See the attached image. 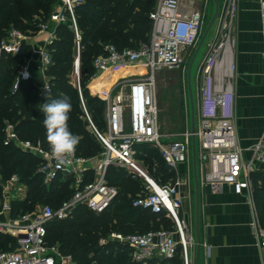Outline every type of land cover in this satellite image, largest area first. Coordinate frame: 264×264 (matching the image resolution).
<instances>
[{"label":"built area","instance_id":"1","mask_svg":"<svg viewBox=\"0 0 264 264\" xmlns=\"http://www.w3.org/2000/svg\"><path fill=\"white\" fill-rule=\"evenodd\" d=\"M82 1L58 0L52 22L39 20L38 28L29 32L13 27L5 39L0 40V61L4 52L14 54L22 44L30 48V56L15 72L12 90H16L21 81L34 76L31 59L35 55L38 59L36 74L42 78L37 85L38 94L48 96L51 92L46 74L51 63L49 45L55 38L56 25L69 22L76 38L72 81L78 89L87 126L101 146V151L92 156L85 157L75 152L70 165L57 168L55 160L49 155L50 150L45 149L39 141L34 143L21 139L14 123L4 120L3 143H14L37 156V172L44 184L71 175L74 190L56 208L48 203H37L34 209L12 217L10 201L18 194H14V189L21 181L15 173L2 177L0 172V234L13 236L16 243L10 250L0 249V264H79L72 260L70 254L62 253L56 244L47 243L46 224L51 219L67 217L78 205H84L94 212L108 207L118 194V188L106 179L110 165L123 168L131 178L142 179L141 190L132 198L133 206L148 208L152 212L164 211L173 220L175 229L159 227L129 234L111 231L109 238L128 244L130 257L134 261L145 263L153 257L171 258L179 251L183 264H193L190 247L195 241L186 215L182 212L183 200L188 198L190 179L182 175L183 171L179 168L191 159L192 134L195 136V146L198 138L196 154L202 166L200 182L212 189L225 183H235L252 196L250 176L259 169L256 162L262 164L264 169V127L253 145L254 151L249 161L244 160L243 149L237 141L233 80L236 68L234 23L239 0H223L216 18L215 33L211 41L205 44L206 51L201 62L198 128L193 133L187 130L168 142H162L159 133L154 73L163 67H179L187 58V48L198 41L202 32V11L195 9L181 14L179 0H158L149 12L151 29L147 41H141L138 47L122 50H118L113 43L104 44V52L93 59L95 72L87 83L90 94L105 102L106 126L100 129L86 109L79 85L80 34L75 7ZM258 3L264 32V0H258ZM38 35H41L40 39H36ZM130 67L136 71L134 75L124 77L119 74L110 86L105 85V79L112 71L122 68L129 70ZM140 69L144 71L140 72ZM103 74L101 82L91 91L89 83ZM138 143L157 145L168 166L175 171L174 179L159 183L152 178L141 159L136 157ZM89 172L90 176L87 175ZM253 224L258 241L264 245V224L257 213ZM105 241L104 237L99 239L100 243ZM205 248L208 255L210 246L206 245Z\"/></svg>","mask_w":264,"mask_h":264},{"label":"trees","instance_id":"2","mask_svg":"<svg viewBox=\"0 0 264 264\" xmlns=\"http://www.w3.org/2000/svg\"><path fill=\"white\" fill-rule=\"evenodd\" d=\"M57 2L58 0H0V40L10 26L24 32L35 31L38 28L37 22L47 20ZM155 3L156 0H83L75 7L80 34L79 85L86 109L100 129L106 126L105 102L90 94L87 86L95 72L93 59L104 52L105 43H113L118 50H122L138 47L141 41H147L151 29L149 12ZM55 33V38L49 45L51 63L46 70L51 85L48 96L38 94L35 74L21 81L16 90H12L17 68L30 56L27 44H22L14 54L4 52L0 61V172L2 177L17 174L19 180L27 186L24 197L10 201L12 217L34 209L37 203H48L56 208L70 196L74 188L71 186V175L52 180L48 185L44 184L37 172L39 158L14 143H3L4 120L14 123L21 139H29L34 143L39 141L45 149L50 150L43 125V104L67 96L72 105L68 127L74 135L80 137L75 152L87 157L101 151V146L87 126L78 89L71 79L76 55L74 31L69 22L65 21L56 25ZM126 71L129 70L122 68L112 71L109 78L105 79V85L110 86L119 74ZM143 71L144 69H140V72ZM100 76L89 83L91 91L101 82L104 74ZM136 157L141 159L143 165L161 183L174 179L175 171L168 166L157 146L151 143L136 144ZM87 175L90 176L91 173ZM251 178L254 204L260 222L264 224V171L252 173ZM106 179L118 188V194L110 205L100 212L78 205L67 217L51 219L46 224L47 243L56 244L62 253L70 254L72 258L85 264H183L179 251L171 258L153 257L145 263L134 261L130 257L131 248L128 244L109 238L111 231L129 234L159 227L174 230L175 224L164 211L152 212L148 208L132 205V198L141 190L142 179L131 178L123 168L114 165L107 168ZM101 237L106 239L105 243L99 242ZM15 245L13 236L0 234V249L10 250Z\"/></svg>","mask_w":264,"mask_h":264},{"label":"crops","instance_id":"3","mask_svg":"<svg viewBox=\"0 0 264 264\" xmlns=\"http://www.w3.org/2000/svg\"><path fill=\"white\" fill-rule=\"evenodd\" d=\"M222 3L223 0H219L220 10ZM210 6H214L213 0H179L181 14L195 9L202 11L201 8ZM215 23L216 19L207 42L211 41L215 33ZM234 34L236 74L233 86L237 141L243 149L244 160L249 161L254 151L253 145L264 127V32L258 0H239ZM40 38L41 35L36 36V39ZM31 63L39 84L42 78L36 74L38 59L35 55ZM256 164L259 169L252 173L264 171L262 164ZM251 183L253 193L252 178ZM200 184L199 264H264V245L258 241L253 224L257 213L253 197L236 184L225 183L213 189L206 183ZM26 190L27 186L23 182L18 183L14 189V194H18L13 198L24 197ZM187 204L188 199H184L182 212L189 220ZM206 245L210 246L208 255ZM190 251L194 258L195 242Z\"/></svg>","mask_w":264,"mask_h":264},{"label":"rangeland","instance_id":"4","mask_svg":"<svg viewBox=\"0 0 264 264\" xmlns=\"http://www.w3.org/2000/svg\"><path fill=\"white\" fill-rule=\"evenodd\" d=\"M57 5L58 3L55 4L52 12L48 16V20L50 22H52L54 19V12L57 8ZM201 9L203 13V28H202V32H203L213 13L214 6L206 7L204 9L201 8ZM218 13H220V11ZM13 27L14 26H10L5 31L6 34L2 37V39H5V36L7 35L8 31ZM212 29L213 26L208 31L207 36L205 38V42H207V39L212 32ZM196 43L187 48V58L179 65V67H172V68L163 67L161 69L156 70L154 73L155 96H156L157 109H158L159 133L161 135L162 142H168L170 140L176 139L180 137L187 130H190V109H189V101H188V93H187L186 72H187L189 59L195 49ZM204 51H205V45H202L193 62L191 69V87H192V95H193L194 111H195V128H198V116H199L198 105H199V88L201 84V62ZM135 73L136 71L133 69V67H130L129 71L122 73L120 76L125 77L127 75H134ZM71 79L72 80L74 79L73 74H71ZM153 146H157V145L154 144ZM196 147H198L197 137H196ZM196 165H197V174L199 179V193H200L201 191L200 175H201L202 166L200 160L198 159L197 154H196ZM144 167L146 168V171L152 178H154L157 182L161 183L158 177L152 175L151 171L146 165H144ZM180 169L181 171H183L181 174L187 175L190 179L189 193L187 198L188 216H189L188 223L192 238L195 241V235H194L195 234L194 233L195 192H194V185L192 180V156L190 161L188 163L182 164V167ZM252 197L254 198L253 193H252ZM199 209L201 210V205ZM200 210H199V234H200V216H201ZM72 260L80 264H85V262L84 263L79 262L74 258H72ZM193 264H194V258H193Z\"/></svg>","mask_w":264,"mask_h":264},{"label":"clouds","instance_id":"5","mask_svg":"<svg viewBox=\"0 0 264 264\" xmlns=\"http://www.w3.org/2000/svg\"><path fill=\"white\" fill-rule=\"evenodd\" d=\"M46 91L48 89L45 87ZM43 125L46 129V140L50 147L49 155L55 160L56 167L62 168L72 163L80 137L74 135L68 127L72 105L67 96L43 104Z\"/></svg>","mask_w":264,"mask_h":264},{"label":"water","instance_id":"6","mask_svg":"<svg viewBox=\"0 0 264 264\" xmlns=\"http://www.w3.org/2000/svg\"><path fill=\"white\" fill-rule=\"evenodd\" d=\"M214 9L213 13L204 29L201 33L195 49L189 59L187 72H186V80H187V92H188V99L190 105V131L193 133L195 131V111H194V101L192 95V87H191V69L193 62L201 48L202 45H205V38L207 36L208 31L212 27L215 19L217 18L219 12V0H213ZM191 156H192V177H193V185H194V233H195V255H194V264H199V255H200V234H199V208H200V193H199V179L197 174V165H196V146H195V136L192 134L191 136Z\"/></svg>","mask_w":264,"mask_h":264},{"label":"bare ground","instance_id":"7","mask_svg":"<svg viewBox=\"0 0 264 264\" xmlns=\"http://www.w3.org/2000/svg\"><path fill=\"white\" fill-rule=\"evenodd\" d=\"M229 184V183H228ZM231 184H235V183H231Z\"/></svg>","mask_w":264,"mask_h":264}]
</instances>
